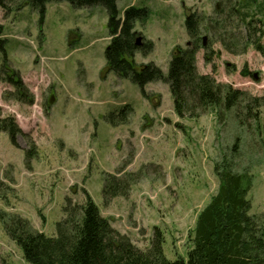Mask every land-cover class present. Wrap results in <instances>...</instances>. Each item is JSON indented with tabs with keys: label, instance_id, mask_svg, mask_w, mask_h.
Listing matches in <instances>:
<instances>
[{
	"label": "rangeland",
	"instance_id": "rangeland-1",
	"mask_svg": "<svg viewBox=\"0 0 264 264\" xmlns=\"http://www.w3.org/2000/svg\"><path fill=\"white\" fill-rule=\"evenodd\" d=\"M18 1L8 3L9 11L0 8V118H13L22 132L14 144L0 133V212L16 214L51 237L65 198L83 204L89 196L111 227L139 249L149 248L158 228L166 259L186 257L196 216L217 190L214 164L239 139L234 163L236 171L247 169L252 177L249 215L264 217V146L261 149L258 135L239 127L233 112L221 122L211 112L196 120L180 119L167 84L148 83L142 91L108 72L104 58L110 40L108 17L101 5L77 9L65 1L51 2L40 22L39 12L29 6L17 11ZM235 2L118 0L116 6L121 18L130 6L148 10L144 24L135 22V31L153 49L147 55L135 53L134 62L138 67L152 63L166 75L175 49L188 42L184 26L188 13L217 19L218 34L225 42L240 37L236 47L242 48L244 25L230 10ZM243 12L260 21L264 48V0ZM201 37L215 38L205 32ZM211 48L214 55L208 60L202 49L196 54L199 75L245 93L249 102L264 95V52L249 47L234 55L216 41ZM4 57L7 72L1 71ZM11 71L27 91L21 96L2 80ZM126 104L133 109L129 124L113 127L106 116ZM258 110L262 127L264 106ZM248 122L253 131V121ZM260 137L264 140V132ZM29 143L37 155L27 161ZM121 166L140 179L126 198H115L104 207L105 174H114ZM0 256L7 264H28L1 222Z\"/></svg>",
	"mask_w": 264,
	"mask_h": 264
},
{
	"label": "trees",
	"instance_id": "trees-1",
	"mask_svg": "<svg viewBox=\"0 0 264 264\" xmlns=\"http://www.w3.org/2000/svg\"><path fill=\"white\" fill-rule=\"evenodd\" d=\"M11 1L0 0V8L9 11L8 3ZM61 1L77 9L94 5L105 9L110 39L104 51L108 72L138 85L142 91L148 83L160 81L167 84L173 111L180 119L196 120L211 112L221 122L233 112L231 117L234 116L239 127L258 135L257 141L263 148L264 140L260 136L264 132V124L261 127L258 109L264 106V95L249 102L245 93L221 85L209 75H199L195 66L199 50L204 51L205 60L214 55L211 44L215 41L234 55L246 53L249 47L261 54L264 52L260 21L249 19L248 13H241L243 8L257 0H236L230 9L240 15L245 29L241 37L244 45L240 50L236 47L241 44L240 37L233 36L225 42V36L218 34L220 23L217 19L196 12L188 13L184 22L188 42L185 47L177 46L166 75L152 63L138 67L134 62L135 53L147 55L153 49V44L143 38L141 45H136L139 33L135 31V22H146V8L127 7L121 18L116 6L118 0H19L16 10L29 6L39 12L41 22L46 4ZM202 32L213 34L215 38H206L207 43L203 46ZM7 66L8 61L4 57L1 71L7 72ZM2 80L12 84L19 96L25 90L14 71L5 74ZM132 111V107L126 104L119 111L109 113L106 120L113 127L127 125ZM247 119L253 121V131H250ZM0 133L7 134L12 144L16 136L22 135L14 119L9 117L0 118ZM240 141L235 140L232 150L223 153L221 160L214 164L217 190L196 216L186 257L177 256L172 261L166 259L162 249L163 234L158 228H154L149 248L139 249L127 236L111 227L89 196L83 204L65 198L62 218L56 222V233L51 237L34 230L29 221L16 214L0 212V222L28 264H264V217L249 215L251 206L247 196L252 187V177L247 169L235 170L234 161ZM36 155L34 144L29 143L25 159L32 160ZM139 179L137 173H126L124 166L114 174L106 173L101 190L103 206L107 207L115 198H126ZM0 264H7L1 256Z\"/></svg>",
	"mask_w": 264,
	"mask_h": 264
},
{
	"label": "water",
	"instance_id": "water-1",
	"mask_svg": "<svg viewBox=\"0 0 264 264\" xmlns=\"http://www.w3.org/2000/svg\"><path fill=\"white\" fill-rule=\"evenodd\" d=\"M203 46H205V44H206V37H203ZM141 44V38L140 37H137L136 38V45H140Z\"/></svg>",
	"mask_w": 264,
	"mask_h": 264
}]
</instances>
